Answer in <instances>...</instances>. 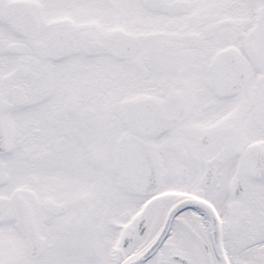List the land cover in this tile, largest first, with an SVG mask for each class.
Segmentation results:
<instances>
[{"label":"flooded vegetation","instance_id":"flooded-vegetation-1","mask_svg":"<svg viewBox=\"0 0 264 264\" xmlns=\"http://www.w3.org/2000/svg\"><path fill=\"white\" fill-rule=\"evenodd\" d=\"M76 136L119 180L106 264H264V0H0V221Z\"/></svg>","mask_w":264,"mask_h":264},{"label":"rangeland","instance_id":"rangeland-1","mask_svg":"<svg viewBox=\"0 0 264 264\" xmlns=\"http://www.w3.org/2000/svg\"><path fill=\"white\" fill-rule=\"evenodd\" d=\"M82 139L75 137L86 150L80 155L84 160L67 150L44 162L28 159L27 170L38 179L37 186L27 185L35 196L30 205L34 228L44 239V251L33 258L28 256L26 227L19 212L12 220L0 221V264H106L109 254L105 247L115 233L111 225L125 221L119 212L108 209L119 197V180L114 169L111 174L110 165L102 163L103 153H94L87 139ZM21 185L14 183L13 169V194ZM130 194L124 185L122 196L129 198L126 203ZM57 204H63L65 211L58 213Z\"/></svg>","mask_w":264,"mask_h":264},{"label":"water","instance_id":"water-1","mask_svg":"<svg viewBox=\"0 0 264 264\" xmlns=\"http://www.w3.org/2000/svg\"><path fill=\"white\" fill-rule=\"evenodd\" d=\"M20 204H21L22 210H24L28 255L29 257H35V256H38L42 252L43 239L39 237V235L37 234L34 228L33 222L31 220L29 211L24 207L22 201Z\"/></svg>","mask_w":264,"mask_h":264}]
</instances>
